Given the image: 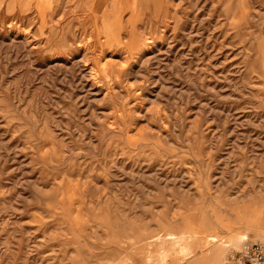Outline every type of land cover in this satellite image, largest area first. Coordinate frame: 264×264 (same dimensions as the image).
Returning <instances> with one entry per match:
<instances>
[{
	"label": "rangeland",
	"instance_id": "rangeland-1",
	"mask_svg": "<svg viewBox=\"0 0 264 264\" xmlns=\"http://www.w3.org/2000/svg\"><path fill=\"white\" fill-rule=\"evenodd\" d=\"M244 239L264 0H0V264H230Z\"/></svg>",
	"mask_w": 264,
	"mask_h": 264
},
{
	"label": "built area",
	"instance_id": "built-area-1",
	"mask_svg": "<svg viewBox=\"0 0 264 264\" xmlns=\"http://www.w3.org/2000/svg\"><path fill=\"white\" fill-rule=\"evenodd\" d=\"M230 264H264V241L244 239L229 257Z\"/></svg>",
	"mask_w": 264,
	"mask_h": 264
},
{
	"label": "bare ground",
	"instance_id": "bare-ground-1",
	"mask_svg": "<svg viewBox=\"0 0 264 264\" xmlns=\"http://www.w3.org/2000/svg\"><path fill=\"white\" fill-rule=\"evenodd\" d=\"M88 2H89V0H88ZM105 2V1H104ZM109 2V1H108ZM107 2V3H108ZM133 3V2H132ZM87 5V3L85 4V6ZM116 5V4H115ZM115 5L114 4H112L111 5V7L109 8V10H108V13H110L114 8H115ZM132 6V5H131ZM127 8H129V5H128V7ZM87 10V9H86ZM104 13V15L106 14V11H104L103 12ZM117 14V13H116ZM131 15V14H130ZM110 16V15H109ZM109 41H111V39L109 40ZM86 50V49H85ZM85 50L82 52V58H86V52H85ZM144 56V55H143ZM109 62L110 61H105L104 63H105V67L106 68H109L110 67V64H109ZM183 235V234H182ZM245 237V235L244 234H242L241 235V239H243ZM179 237L177 236V237H175V236H170V237H168V236H166V234L163 236V237H160V242H165V241H171V242H176V243H178L179 242ZM210 240H214V236L212 235L210 238H209ZM182 240V239H181ZM180 252L183 254V253H186L189 249H188V247L187 246H181L180 247ZM168 252V251H167ZM174 252V251H173Z\"/></svg>",
	"mask_w": 264,
	"mask_h": 264
}]
</instances>
